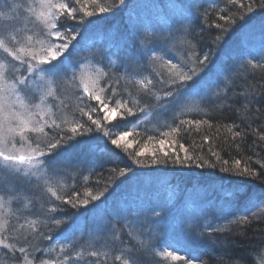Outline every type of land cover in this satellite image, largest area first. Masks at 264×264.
Masks as SVG:
<instances>
[{"label":"trees","instance_id":"obj_1","mask_svg":"<svg viewBox=\"0 0 264 264\" xmlns=\"http://www.w3.org/2000/svg\"><path fill=\"white\" fill-rule=\"evenodd\" d=\"M156 1L159 0H125L121 4L120 0H70L74 11L63 12L58 20L67 37L63 42H68L69 48L47 68L53 80L61 84L58 97L52 98L57 105L51 112V124L37 135L29 134L28 139L39 150L48 170L63 180L53 194L43 180L5 177L11 191L8 197L19 201L25 209L22 211L31 217L22 218L25 230L0 239L1 263L22 264L31 260L28 257L32 253L35 261L43 259L51 237L63 234L75 215L98 208L119 187L144 175L183 187L212 189L210 196L186 202L181 208V217L190 230L186 240L179 247L167 248L162 243L164 234H155L157 229L150 228L148 237H140V242L135 222L127 220L121 225L108 224L105 229L109 234L99 231L93 242L99 253L95 257L82 254L78 262L255 264L254 257L264 253V216L260 215L264 213V34L257 51L239 55L230 78L214 88L208 98L198 101L191 112L166 127L156 123L160 112L177 102L184 103L187 86L203 79L200 90L210 88L207 67L221 62L246 30L264 21V0H205L201 7L199 1L192 2L196 11L188 14L189 41L186 46H179L181 61L157 65L152 71L149 52H161L159 44L154 38L144 37L141 29L130 30L128 18L136 3L153 6ZM27 2L31 4L33 0H12L5 8L0 6L4 16L11 15L0 27V40L4 42L0 44V62H7V81L19 82L25 96L32 98L30 105L34 109L40 95L27 79L33 61L22 55L17 61L6 51L27 46L25 41L33 39L29 35L34 32L39 33L34 38L37 41L46 34L42 25L35 26L32 21V26H21L30 10ZM102 8L104 12L100 11ZM96 23L117 27L126 42L125 52L117 54L119 68L104 79V89L98 95L100 102L95 95L86 96L73 77L66 74L69 63L79 59L76 48L82 31ZM46 40L45 48L49 50L53 42L49 37ZM124 68L144 76L155 72V82L144 89L135 81L120 77ZM189 75L193 78L185 81L183 77ZM106 109H114L116 114L105 119ZM146 111L157 117L153 115V122L136 125ZM124 133L128 135L119 146L111 143ZM49 142L57 147L50 148ZM176 155L181 159L187 155L193 163H171ZM154 159H167L169 163H153ZM201 160L206 162L203 167L198 166ZM0 185L6 187L1 179ZM220 190L230 194H220ZM28 220L39 221V228H27ZM56 220L62 223L56 224ZM106 238L113 243L106 245Z\"/></svg>","mask_w":264,"mask_h":264},{"label":"snow or ice","instance_id":"obj_2","mask_svg":"<svg viewBox=\"0 0 264 264\" xmlns=\"http://www.w3.org/2000/svg\"><path fill=\"white\" fill-rule=\"evenodd\" d=\"M125 2V0H120V3L123 4ZM45 7H47L49 10H51L54 5L51 3V0H45L44 5ZM60 9H68L69 12H73L74 9H70L69 5L67 4H60L59 5ZM101 12H104L105 9H101ZM41 17L43 18V20L45 21L46 24H48L50 27L55 28L56 27V23H54L55 21V16L54 14L49 11L47 13L45 12H41L40 13ZM87 15L91 16L93 15V13L88 12ZM73 19H75V16H73ZM51 35H54L57 38L61 37V32L57 29L55 32L51 33ZM3 40H0V44H3ZM69 48V43L68 42H64L62 44L56 45L55 43H53L52 45H50V49L49 50H45L43 56L40 58L39 63L42 65H46V64H53L56 61H59L61 59V57H63L61 49L67 50ZM54 49V50H51ZM6 51L9 53V55L11 57H13L15 60L19 61L22 59L20 53H23L26 51L25 48L21 47L18 51L14 50L13 48H7ZM33 62H35V57H33ZM30 71L32 69H29ZM88 67L85 66L84 69L81 70V80H85L86 79V74L88 73ZM193 77L191 75L189 76H185L183 77V79L185 81L187 80H191ZM4 79V73H0V80ZM19 83V82H17ZM25 84H27V81L24 82ZM88 83L84 84L85 90H87L88 88ZM15 85L12 86H7V85H0V100L3 99V97L5 95H12L14 94V90H15ZM95 99L97 101H100V97L96 96ZM19 102V101H17ZM7 107V110L9 112V118H5L4 121H0V158H2L5 162L11 164L12 162H16V161H24V160H28L29 162L32 161L33 157L32 156H24V155H17L14 154L12 152H6V148L5 145L8 143H11V139H9V137L11 136V134L16 131L15 128L12 127V124L16 121L19 120L20 121V129L22 130L23 127H25L28 123L27 120L24 119L23 115L19 112H16L11 106L9 105H5L4 103H0V111H4L5 108ZM106 111L108 112V115L105 117V119H108L111 117L112 115V111L113 110H109L106 109ZM129 112L131 111L130 109L128 110ZM72 131L75 132L76 128H72ZM128 135V133H124L119 140L117 139H113L111 141V143L113 145H117L119 146L120 144V140L124 139V136ZM164 141H161V144H163ZM48 146L50 148L55 149L57 147V145L52 144L51 142H49ZM39 151V150H37ZM153 163H169V160L164 159V160H153ZM171 163L173 164H179V165H185V164H190L193 163V160L191 157H188L187 155L184 156L183 159L180 158L179 155H176L175 159H173L171 161ZM206 162L205 161H200L198 166L203 167L204 164ZM209 167H214V165L209 164ZM193 211H196V209H193ZM156 215H159V213H156ZM56 224H60L62 223V221L60 220H56L55 221ZM21 251H23V249H21ZM169 255H172L171 253H169ZM125 264H128V262L126 261Z\"/></svg>","mask_w":264,"mask_h":264},{"label":"rangeland","instance_id":"obj_3","mask_svg":"<svg viewBox=\"0 0 264 264\" xmlns=\"http://www.w3.org/2000/svg\"><path fill=\"white\" fill-rule=\"evenodd\" d=\"M53 8H59V5H54ZM261 24L262 25L260 27H258L257 29L254 30V40H258L259 37L264 33V21ZM247 38H251V32L247 33L243 37V40H246ZM36 53L37 52H30L31 55H35ZM82 67H79L80 70L84 69ZM95 74H96V72L93 71L92 75H95ZM89 75L90 74L86 75V79ZM87 80L89 81L90 86L93 85V83H94L93 81H91L89 78ZM92 80H95V79L92 78ZM0 85H1V83H0ZM17 101H19V102H17ZM0 103H4L5 105L11 106L16 112L21 113L23 115L24 119L28 121L27 125L25 127H23L22 130L19 127V125H20L19 120H16L12 124V127L15 128L16 131H14L11 134V136L9 137V139H11V143H8L5 145L6 152H12V153L17 154V155H24V156H32L33 157L31 162H29L28 160H24V161L12 162L11 164L5 162L2 158H0V168L5 169L7 171H10L12 174H16V175H22L23 174L24 177H26V176L38 177L36 179L37 180H43L47 189H50L51 193L54 194L57 190V185H56V187H53V185L56 183V180H54L51 177L49 170L46 169V167L43 164H41V162L39 161L38 152L36 151L37 149L26 147L25 144H19V142H15L14 139H12L13 135L16 138H18V134L21 136V135H24V132H26L28 130L32 131L31 126H33L32 123H33V120L35 119V117L37 116V113H35V112L29 113V111L25 107V103L23 106V103L14 94H12L10 96L5 95L3 97V99L0 100ZM38 112H39L38 117L45 123L46 117L44 116L45 114H43L44 112L42 110L38 111ZM112 115H114V112H112ZM5 118H9V112L7 110V107L5 108L4 111H0V121H4ZM147 118L148 117H146L144 119V121L147 120ZM6 184H8V182ZM225 192H226L225 190H222V191L220 190V194H224V195L230 194V193H225ZM194 194H198V193L196 192ZM198 198H200V196ZM2 204H3V201L0 199V212H2L4 210ZM260 215L264 216V213H262ZM156 216H158V215H156ZM3 217H1V213H0V218L3 219ZM90 228H91V226H89L87 230H90ZM81 254H89V253H87L84 250H81V253H78V255H81ZM60 255H62V253H60ZM254 260H255V264H264V253L261 255V257L259 256L257 259L254 257ZM0 261H3V259H0ZM57 263L62 264L63 260L59 259L57 262H55V260H53L49 264H57ZM7 264H10V263L7 262ZM27 264H39V263H34L32 260H28ZM40 264H48V262L40 263Z\"/></svg>","mask_w":264,"mask_h":264},{"label":"clouds","instance_id":"obj_4","mask_svg":"<svg viewBox=\"0 0 264 264\" xmlns=\"http://www.w3.org/2000/svg\"><path fill=\"white\" fill-rule=\"evenodd\" d=\"M5 14L3 12H0V17H3Z\"/></svg>","mask_w":264,"mask_h":264}]
</instances>
